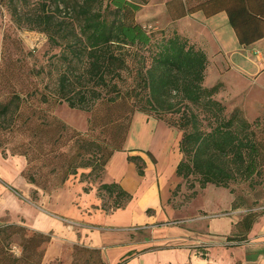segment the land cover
<instances>
[{
    "label": "trees",
    "instance_id": "trees-1",
    "mask_svg": "<svg viewBox=\"0 0 264 264\" xmlns=\"http://www.w3.org/2000/svg\"><path fill=\"white\" fill-rule=\"evenodd\" d=\"M148 1L0 0L19 28L41 32L52 45L61 48L57 83L52 90L50 85L46 86L49 91L42 90L38 99L39 103L51 106V113L43 112L39 118L47 122L31 128L39 137L36 152L31 155L24 151L20 155L26 157L29 165L36 160L42 162V166L53 165L49 172L41 175L44 184L54 179L57 180L55 186L61 187L72 176L79 175L80 170L81 182H89L87 178L91 176L101 178L112 156L124 150L132 114L137 109L158 116L178 115L174 123L182 131L183 157L177 174L183 180L196 178L202 188L208 185L229 188L232 183H253L256 179V183L264 184V116L250 121L240 108L228 114L223 101L215 98L222 86L204 85L207 55L177 32L167 37L161 31L162 38L157 39L156 31L147 30V26L137 22L138 12ZM202 7L209 15L227 11L244 44L264 37V0H210ZM131 57L136 63V74L124 92ZM148 59L151 60L149 65ZM12 89L0 101V129L6 128L4 122L23 116L22 107L30 100L23 88L13 86ZM63 102L71 108L91 111L92 130L106 129L112 124L124 130V136L116 138L119 145L98 143L89 138L88 132L68 126L53 112L54 107ZM121 102L127 105L129 112L117 117L112 108ZM99 106L110 110L98 124ZM29 120L27 117L26 121ZM75 140L74 150H66ZM128 160L135 163L140 175L145 173L141 157L130 156ZM35 167L31 166L28 171ZM37 174L27 177L40 187L42 183ZM91 187H85L84 191L89 193ZM98 193L100 198L107 195L113 200L111 211L122 208L132 198L116 183L100 184ZM103 210L108 212L106 208ZM18 233H21L20 256L9 250V244ZM51 241V236L25 227L3 226L0 228V264H43ZM77 261L106 264L100 249L64 244L59 264Z\"/></svg>",
    "mask_w": 264,
    "mask_h": 264
},
{
    "label": "rangeland",
    "instance_id": "rangeland-1",
    "mask_svg": "<svg viewBox=\"0 0 264 264\" xmlns=\"http://www.w3.org/2000/svg\"><path fill=\"white\" fill-rule=\"evenodd\" d=\"M160 5L161 0H153L151 5L145 6L139 11L136 17L137 22L144 25H156L159 22V25H161V22L166 18ZM147 30L156 31L157 39L162 38V32L167 37H170L173 33L170 25L157 30L155 27H147ZM60 54L61 48L52 45L45 34L19 28L12 20L8 9L0 4V101L13 91V86L18 89L23 88L24 92H28L30 95V100L22 107L24 115L12 122H4L6 128L0 129V151L5 157L23 156L20 153L24 151H29L31 155L36 152L39 137L35 135L31 128L38 123L43 122L45 124L47 121L44 118H39V116L45 111L50 114L52 110L51 106L39 103L38 99L42 90L49 91L46 86L50 85L49 88L52 90L57 83L60 74L57 69L60 65ZM150 61L148 59V65ZM128 63L129 69L126 74L129 80L127 78L128 83L123 89L124 92L136 74V63L133 57L130 58ZM228 67L224 54L213 57L204 85L211 88L220 84L222 87L215 98L223 101L228 114L240 108L245 117L253 121L259 115L254 113L255 108L252 105L255 99H259V90L253 86V80L247 78L241 69H229ZM216 68L222 70V72L220 73ZM236 97L241 102L244 101L245 110L239 106ZM129 104L132 105L131 102ZM112 109L117 117L129 112L127 105L123 102L115 105V108ZM99 110L100 112L97 113L100 119L98 124L103 122L107 110L110 109L99 106ZM53 112L72 129L82 133L88 132L89 138L98 143L109 142L111 146L116 147L119 145L116 138L121 139L124 136V130H120L114 124L107 126L106 129L97 127L92 130L90 127L92 112L71 108L67 102L55 106ZM27 117H30L28 122L26 121ZM177 118L178 115L158 116L134 109L131 134L126 149H129V151L134 149L135 151H131V155L142 157L145 162V173L140 175V181L134 183V185H132L134 182L132 181L130 184L129 193L132 198L120 210L111 211L114 203L107 195L98 198L99 209L83 207V199L77 196L75 200L73 199V202H75V206L81 209L83 216L79 213L76 214L77 209L72 207L63 213L68 218L78 216L77 219L84 218L87 222L91 219L92 221L89 223L93 228L90 227V231L96 230L101 236H103V233L106 239L114 235L111 244H119L118 250L120 252L112 254L111 259L113 261L118 260L121 255L131 253L130 250L137 253L138 249H141V246L145 244L161 249L160 260L162 263H166V260L171 256L169 255L171 252L168 251H172L174 249L172 246L177 244V239L172 238L175 234L189 237L193 241V246L202 247L209 236L210 221L213 225L217 224L221 227L227 221L224 219L226 217H220L229 213L227 216L230 217L229 219H233L235 216L232 213L234 210L232 205L234 197L237 198L235 203L239 202L247 209L264 205V184L256 183L257 179L253 183H232L229 188L215 185L202 188L196 178H191V181L188 182L182 179L180 187L173 191V208L160 204L161 192L158 193V185L163 188L162 197L164 198L167 186L176 182L177 179L180 180L178 174L174 172L175 166L182 159L180 149L182 131L174 123L178 121ZM32 134H34V137ZM75 142L76 140L71 143L70 146L72 147L68 146L65 149L74 150ZM47 149H50V145L47 146ZM42 164L37 160L32 165L28 164L24 174L28 179L29 174L38 172L36 176L42 183L38 188L43 190L46 185V190H43L46 194L53 195L57 189H63L67 183H73L74 185L81 183L82 170H80L79 175L72 176L61 187L55 186L57 180L54 179H50L44 184V178L41 179V175H44L47 171L49 172L53 165L42 166ZM35 165L36 169L28 171L31 166ZM104 176L105 172L101 178L91 176L87 178L89 182H84V185L91 187V184H93L94 187H99L98 185L103 182ZM65 195H68L69 199L76 197L73 191L71 194L65 191L57 195L54 200H59L58 198ZM33 197L39 198L38 191L33 192ZM100 208H106L108 212H111H102ZM89 210H93L92 213L94 214ZM261 211H264V209ZM20 235L21 233L15 235L11 241L12 244H9V250L12 254H15L13 253L15 238H18L17 243H20ZM121 245L125 247H121ZM85 257H88V254ZM84 263L85 261H77L75 264ZM54 264H59V262L57 261Z\"/></svg>",
    "mask_w": 264,
    "mask_h": 264
},
{
    "label": "crops",
    "instance_id": "crops-1",
    "mask_svg": "<svg viewBox=\"0 0 264 264\" xmlns=\"http://www.w3.org/2000/svg\"><path fill=\"white\" fill-rule=\"evenodd\" d=\"M207 1L210 0H161L160 6L164 10L166 19L161 22V25L159 22L156 25H143L155 27L156 30L170 25L173 32L187 38L191 45L207 55L208 68L213 57L224 54L229 69H241L247 78L253 80V86L259 90V99H255L252 103L255 108L254 113L264 116V37L251 44L242 43L231 24L229 13L219 11L213 15L207 14L202 7ZM152 3L153 0H149L142 9ZM237 102L245 110L244 101L241 102L237 98ZM128 140L129 136L124 150L116 152L110 159L101 184L116 183L130 192L132 181L134 185L140 181L141 177L135 163L128 160L130 156H133L131 151H135L126 149ZM27 165L25 156L5 157L0 151V228L7 225H18L51 236L52 241L46 251L43 264L57 262L63 255L64 244L100 249L106 264L121 262L122 264H264V211H261L264 205L247 209L239 202L235 203L236 197L232 203L234 218L229 219L230 217L227 216L229 213H226L220 218L226 217L224 219L227 223L225 222L221 227L214 224L215 228L210 221L209 236L204 246L195 247L189 237L175 234L172 238L177 239V244L172 246L174 248L172 251H168L171 252L169 254L171 256L166 263L160 260L161 249L145 244L139 245L141 249H138L137 253L130 250L131 253L121 255L118 260L113 261L112 254L120 252L119 244H111L114 235L106 239L103 233L101 236L96 230L90 231L91 219L87 222L84 218L77 219L78 216L68 218L63 214L72 207L78 210L76 214L83 216L81 209L73 202L77 196L83 199V207L99 209L98 187L92 185L93 189L86 193L84 182L76 185L67 183L63 189H57L53 195L46 194L26 178L24 173ZM177 166L178 164L174 170L176 173ZM181 181L180 177V180L177 179L176 182L169 184L165 189L164 198L162 197L163 188L158 185V193L161 192L160 204L173 208V191ZM35 191H38L39 198L33 197ZM65 191L68 194L73 191L76 197L69 199V196L65 195L58 198L59 200H54L57 195ZM89 211L92 213L93 210ZM100 211L111 212H106L102 208ZM15 239L13 253L20 256L22 248L17 243L18 238ZM121 247L125 246L121 245Z\"/></svg>",
    "mask_w": 264,
    "mask_h": 264
},
{
    "label": "bare ground",
    "instance_id": "bare-ground-1",
    "mask_svg": "<svg viewBox=\"0 0 264 264\" xmlns=\"http://www.w3.org/2000/svg\"><path fill=\"white\" fill-rule=\"evenodd\" d=\"M139 125V124H138ZM141 129V128H140Z\"/></svg>",
    "mask_w": 264,
    "mask_h": 264
}]
</instances>
